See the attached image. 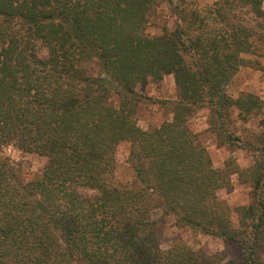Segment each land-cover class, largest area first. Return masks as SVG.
I'll use <instances>...</instances> for the list:
<instances>
[{
    "label": "trees",
    "instance_id": "16d2710c",
    "mask_svg": "<svg viewBox=\"0 0 264 264\" xmlns=\"http://www.w3.org/2000/svg\"><path fill=\"white\" fill-rule=\"evenodd\" d=\"M263 3L0 0V264H224L183 243L163 249L156 212L237 246L232 264H264V100L227 90L245 56L264 52ZM163 7L173 28L147 34ZM167 75L173 119L143 130L138 87ZM203 108L217 144L247 151L250 167L214 168L190 128ZM7 147L46 166L27 178ZM235 174L251 201L233 211L218 192Z\"/></svg>",
    "mask_w": 264,
    "mask_h": 264
},
{
    "label": "rangeland",
    "instance_id": "374dc122",
    "mask_svg": "<svg viewBox=\"0 0 264 264\" xmlns=\"http://www.w3.org/2000/svg\"><path fill=\"white\" fill-rule=\"evenodd\" d=\"M212 0H187L191 5L203 6ZM264 8V3H263ZM175 15L163 7L158 14L153 16L147 24L146 33L149 35L160 34L162 28H173ZM252 61L250 67L241 68L228 86V93L234 98L244 93H253L264 100V52L261 56H245ZM146 100L138 108V125L143 130H149L161 126L173 119L170 102L177 98V88L173 75H167L161 82L152 81L138 87ZM210 112L207 108L200 109L190 120V128L193 133L206 146L214 168L222 170L227 162L233 160L241 169L250 167L253 163L251 155L242 149L231 150L227 146H219L209 125ZM252 127L253 125H247ZM13 161L21 165L27 178L36 177L46 166L44 157L24 153L14 147L3 150ZM130 144L123 142L117 149L118 168L116 179L118 182H131L134 173L129 164ZM218 196L235 211L238 207L248 205L251 201V188L243 183L237 174L231 176V184L218 192ZM162 224L161 246L167 250L174 244L183 243L196 251L209 255H221L224 264H232L240 258V251L235 245H228L222 239L203 234L188 227H181L172 218L163 217L161 212L154 215Z\"/></svg>",
    "mask_w": 264,
    "mask_h": 264
}]
</instances>
